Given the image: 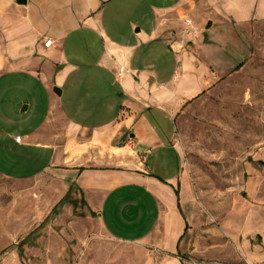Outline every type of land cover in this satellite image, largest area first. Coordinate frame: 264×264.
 Returning <instances> with one entry per match:
<instances>
[{
  "label": "crops",
  "instance_id": "crops-1",
  "mask_svg": "<svg viewBox=\"0 0 264 264\" xmlns=\"http://www.w3.org/2000/svg\"><path fill=\"white\" fill-rule=\"evenodd\" d=\"M263 19L264 0H0V95H30L22 110L47 103L20 141L0 125V144L24 164L35 159L29 147L51 153L33 172L0 173H48L84 200L103 236L183 264L189 223L176 120L229 71H217L230 52L212 28Z\"/></svg>",
  "mask_w": 264,
  "mask_h": 264
},
{
  "label": "rangeland",
  "instance_id": "rangeland-1",
  "mask_svg": "<svg viewBox=\"0 0 264 264\" xmlns=\"http://www.w3.org/2000/svg\"><path fill=\"white\" fill-rule=\"evenodd\" d=\"M140 10L150 7L140 3ZM212 31L230 52L216 62L217 71H229L176 120L185 159L182 208L189 223L177 255L183 264H264V19L234 32L224 25ZM22 92L11 88L0 95L1 128L15 138L42 122L47 110L42 98H30L31 107L22 110V99L30 97ZM28 150L35 159L24 164L19 150L0 144V169L19 176L49 163L50 152ZM67 190L48 173H0V264H164L160 251L103 236L95 214L72 195L74 202L20 243Z\"/></svg>",
  "mask_w": 264,
  "mask_h": 264
},
{
  "label": "trees",
  "instance_id": "trees-1",
  "mask_svg": "<svg viewBox=\"0 0 264 264\" xmlns=\"http://www.w3.org/2000/svg\"><path fill=\"white\" fill-rule=\"evenodd\" d=\"M177 195L179 197V192L177 191ZM74 202L73 200H70V191H68L56 204L55 206L53 207V209L51 210L50 214L43 220V222H41V224H39L34 230H32L24 239L21 240L20 243H24L25 241L28 240V238L31 236V235H34L35 233H37L41 228L45 227V225L47 224V221L51 218V217H55L61 207L67 203V202ZM84 202V200H82ZM180 206V204H179ZM187 228H188V225H187Z\"/></svg>",
  "mask_w": 264,
  "mask_h": 264
},
{
  "label": "built area",
  "instance_id": "built-area-1",
  "mask_svg": "<svg viewBox=\"0 0 264 264\" xmlns=\"http://www.w3.org/2000/svg\"><path fill=\"white\" fill-rule=\"evenodd\" d=\"M188 22H190V20H188ZM52 42H53V40H51V39H47L45 42H44V45L45 46H50L51 44H52ZM181 42H183V41H181ZM17 141H20L21 140V136H16V138H15Z\"/></svg>",
  "mask_w": 264,
  "mask_h": 264
},
{
  "label": "water",
  "instance_id": "water-1",
  "mask_svg": "<svg viewBox=\"0 0 264 264\" xmlns=\"http://www.w3.org/2000/svg\"><path fill=\"white\" fill-rule=\"evenodd\" d=\"M18 2H19V3H26L27 0H18ZM211 24H212V22L209 21L208 27H210ZM54 90H55L57 93H60V92H61V90H60L59 88H57V87H55Z\"/></svg>",
  "mask_w": 264,
  "mask_h": 264
}]
</instances>
